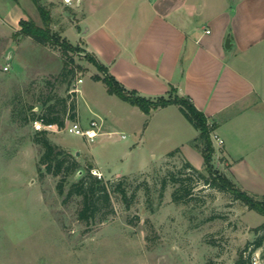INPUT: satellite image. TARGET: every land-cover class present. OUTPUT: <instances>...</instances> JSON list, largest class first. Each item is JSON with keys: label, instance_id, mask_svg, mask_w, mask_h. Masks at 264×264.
<instances>
[{"label": "rangeland", "instance_id": "374dc122", "mask_svg": "<svg viewBox=\"0 0 264 264\" xmlns=\"http://www.w3.org/2000/svg\"><path fill=\"white\" fill-rule=\"evenodd\" d=\"M38 1L51 13V31L75 51L65 54L59 45H41L21 34L22 20L45 25L34 0H0V264H236L242 253L247 256L264 236V229L258 230L264 215L185 168L191 150L196 167L208 176L201 142L193 143L200 151L184 137L170 136L153 115L109 94L92 78L103 73L81 40L90 21L85 0L82 6L78 0ZM122 3L104 0L98 19ZM64 67L74 72L63 75ZM64 98L76 103L84 128L93 119L102 124L93 142L67 130L49 131L48 138L80 164L68 175L65 191L90 163H98L109 179L127 176L128 201L114 193V212L101 222L103 209L89 226L78 219L80 197L64 202L66 193L57 189L60 177L38 170L43 148L34 139L31 118L51 103L61 110ZM179 147L184 156L164 157ZM212 161V171L225 176ZM172 174L180 182H173ZM181 185L191 188L192 196L175 201L173 192ZM237 186L264 193V187ZM251 260L264 264V239Z\"/></svg>", "mask_w": 264, "mask_h": 264}, {"label": "crops", "instance_id": "0c3cea01", "mask_svg": "<svg viewBox=\"0 0 264 264\" xmlns=\"http://www.w3.org/2000/svg\"><path fill=\"white\" fill-rule=\"evenodd\" d=\"M103 2L85 0L86 51L129 90L152 99L175 90L191 100L224 140H212V162L240 186L264 187V0H122L99 20ZM151 115L187 143L200 134L178 104ZM188 154L183 158L196 167Z\"/></svg>", "mask_w": 264, "mask_h": 264}, {"label": "trees", "instance_id": "16d2710c", "mask_svg": "<svg viewBox=\"0 0 264 264\" xmlns=\"http://www.w3.org/2000/svg\"><path fill=\"white\" fill-rule=\"evenodd\" d=\"M40 15L45 23L44 27L37 25L34 21L22 20L20 22V32L23 35L33 38L36 42L41 45L53 44L59 45L63 53L68 54L69 52L75 51L74 46L66 39H62L56 32H52L50 29L51 13L44 6H42L38 0H34ZM90 60L96 65L103 74H94L92 78L96 81H102L109 94L117 95L122 100L138 106L143 112L149 115L153 110L160 107H166L171 104H178L189 120V122L200 131V134L195 141L202 143V153L205 159L206 170L209 172L208 176L205 175L201 170L197 169L190 162H185V168L189 169L193 174L197 175L199 179L204 180L205 184L212 186L221 191H227L231 193L236 200L242 201L248 206L249 209L255 210L260 214L264 215V195L258 196L248 193L242 190L237 184H235L228 177L218 174L212 171V156L214 154L213 142L211 139L212 126L208 123L206 115L200 111L194 103L188 98H182L175 94V90H171L170 94L166 97L159 98H147L140 95L135 90H129L123 86L112 74L108 73L107 68L100 63L95 56L88 54ZM64 67L62 74L68 75L73 73L72 68ZM76 93V92H75ZM43 114L33 115L32 122L36 120H42L44 124H56L59 127L64 126L65 120L78 119V113L76 111V103L69 102L67 98L63 99V108L59 110L56 104H49ZM47 130H36L35 141L40 144L43 148V153L39 159V173H49L55 177H60L57 183V189L59 194L63 195L64 202L70 201L73 197H80L81 206L78 211V219L84 221L88 226L96 221L98 215L103 209H107L100 217L99 220L102 222L108 219V215L114 212L112 205V197L114 193L121 195L123 201H128V192L125 185V179L113 177L108 180L99 178L92 173L94 165L90 163L87 166V172L82 174L80 178L74 181L69 190L65 191V182L68 175L80 170V164L76 160L75 156L67 150L60 148L54 144L48 138ZM180 152V149L171 151L168 156H173ZM173 182H180L179 178L172 174L170 178ZM167 178L163 179L162 189L167 186ZM192 196L191 188L184 187L181 185L173 192L175 201H181L183 199ZM109 211V212H108ZM264 229V224L258 227V230ZM264 236H260L253 247L245 256L242 253L236 264H252L251 255L255 249L262 246Z\"/></svg>", "mask_w": 264, "mask_h": 264}, {"label": "built area", "instance_id": "2783aa9c", "mask_svg": "<svg viewBox=\"0 0 264 264\" xmlns=\"http://www.w3.org/2000/svg\"><path fill=\"white\" fill-rule=\"evenodd\" d=\"M67 3H72V0H65ZM209 32V31H208ZM6 70H8V66L5 67ZM80 82H82V79H80ZM34 125L37 130H47L48 132L53 130V131H62V130H67L71 133H75L77 135H81L88 142H93L95 139L100 135V128H101V122L97 119H93L90 122L89 127L84 128L79 119H66L64 126L59 127L56 124H44L42 120H36L34 121ZM125 137V136H123ZM212 140L217 141L220 145H223L224 140L220 138L217 134H212L211 135ZM92 173L96 175L99 178H103V173L98 170L97 168H92ZM254 264H257V260L253 262Z\"/></svg>", "mask_w": 264, "mask_h": 264}, {"label": "water", "instance_id": "95a60500", "mask_svg": "<svg viewBox=\"0 0 264 264\" xmlns=\"http://www.w3.org/2000/svg\"><path fill=\"white\" fill-rule=\"evenodd\" d=\"M229 42H230V40L229 39H227V44H229ZM83 171H81L80 173H82Z\"/></svg>", "mask_w": 264, "mask_h": 264}]
</instances>
